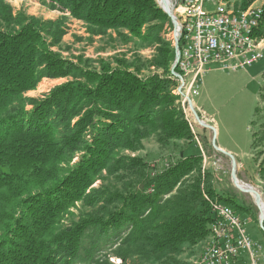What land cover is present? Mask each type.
I'll return each mask as SVG.
<instances>
[{
  "label": "trees",
  "instance_id": "obj_1",
  "mask_svg": "<svg viewBox=\"0 0 264 264\" xmlns=\"http://www.w3.org/2000/svg\"><path fill=\"white\" fill-rule=\"evenodd\" d=\"M54 1L100 31L125 29L142 39L150 35H145L147 26L155 24L152 31L170 23L155 0ZM253 2L247 0L242 10ZM17 21V31L0 29V264L80 263L91 230L107 237L128 227V241L144 242L159 253L201 244L210 235L214 216L199 180L190 198L198 200L200 214L179 206L173 216L160 221L153 217L165 197V204L172 202L183 182L201 172L203 156L181 157L163 172L146 176L144 188L129 194L93 188L112 162L125 172L145 173L148 165L142 158L117 155L136 152L150 134L162 146L196 139L180 96L173 93L178 87L170 71L173 44L160 50L169 65L166 75L143 78L127 67L96 72L53 51L59 41L48 42L34 20ZM256 34L264 37V16ZM68 77L80 80L55 87L43 99L26 97L43 78ZM260 174L264 176V164ZM103 197L118 208H104L103 218L87 214L62 226L78 202L93 206ZM217 198L244 214L232 199Z\"/></svg>",
  "mask_w": 264,
  "mask_h": 264
},
{
  "label": "rangeland",
  "instance_id": "obj_2",
  "mask_svg": "<svg viewBox=\"0 0 264 264\" xmlns=\"http://www.w3.org/2000/svg\"><path fill=\"white\" fill-rule=\"evenodd\" d=\"M155 1L160 7L159 0ZM246 2L247 0L233 1V4L242 9ZM252 5L264 7V0H254L250 6ZM18 17L34 20L48 42L59 41L52 50L84 70L102 72L105 69L127 67L131 71L139 72L143 78L153 74L166 75L169 65L162 59L160 50L166 43H172L175 49V27L171 20L170 23L160 25L161 28L153 27L155 29L152 31L148 30L155 24L147 26L144 32L146 36L150 35L142 39L133 37L125 29L100 31L85 21L74 18L54 0H0L1 30H19ZM263 74L264 60L247 71L226 72L213 67L201 78L199 95L192 101L201 119L219 129L218 146L233 147L243 154L241 158L234 156L238 179L244 185L259 191L264 203V176L260 174L264 164ZM76 80L80 78H43L36 90L28 92L26 97L43 99L55 87ZM186 113L197 136L194 141H172L170 145L162 146L157 135L150 134L136 152L125 150L117 155V158H142L148 165L145 173L125 172L112 162L100 173L93 188L103 192L119 191L129 194L144 188L146 176L163 172L181 157L201 155V172L191 175L183 182L173 193L172 202L165 204V197L159 207V214L153 219L160 221L167 215L173 216L179 206L190 207L200 214L198 200L190 198L199 180L205 191L228 197L245 210L243 215L249 219L248 232L262 246L264 264V231L260 228V211L255 199L234 186L231 177L232 161L228 156L213 149V132L199 126L192 111L186 109ZM201 138L206 144L201 142ZM77 160L75 158L74 162ZM104 199L105 197L93 206L78 202L64 216L62 226H70L87 214L103 218L106 211L112 212L118 208L116 203L107 205ZM130 232L131 229L125 227L120 231H111L107 237H101L97 231H89L84 238L82 262L77 264H190L199 256L204 245L203 242L196 246L185 244L175 253H159L144 242H133V239L128 241Z\"/></svg>",
  "mask_w": 264,
  "mask_h": 264
},
{
  "label": "built area",
  "instance_id": "obj_3",
  "mask_svg": "<svg viewBox=\"0 0 264 264\" xmlns=\"http://www.w3.org/2000/svg\"><path fill=\"white\" fill-rule=\"evenodd\" d=\"M179 23V60L175 78L182 108L199 95L201 78L213 67L247 71L264 60V37L257 36L264 7L237 9L229 0H167ZM182 86V90H180ZM187 107V108H186ZM190 123V121H189ZM203 188V187H202ZM214 221L203 249L190 264H263L262 246L248 232L249 219L203 188Z\"/></svg>",
  "mask_w": 264,
  "mask_h": 264
},
{
  "label": "water",
  "instance_id": "obj_4",
  "mask_svg": "<svg viewBox=\"0 0 264 264\" xmlns=\"http://www.w3.org/2000/svg\"><path fill=\"white\" fill-rule=\"evenodd\" d=\"M163 2V1H162ZM160 7L162 8V10L168 15V17L170 18V20L172 21L174 27H175V37H174V41H175V61H174V64L171 68V74L174 78H180L181 76L179 75V73L176 71L177 69V65H178V60H179V43H180V38H179V31L176 29L178 28V22H177V19L175 17V15L173 14V12L171 11L170 9V6H169V3L167 0H164L163 4L160 3L159 4ZM180 90H182V86L180 88ZM188 105H189V108L191 109V111L193 112L194 114V117L196 119V122L199 124V126L203 127V128H206V129H209L213 132V139H212V147L215 151L219 152V153H222L226 156H228L231 161H232V171H231V177H232V181L233 183L238 187V184H239V179H238V176H237V162H236V159L235 157L221 149L218 144H217V136H218V133H217V129L209 124H207L205 121H203L201 119V117L198 115L197 111L195 110V107H194V104H193V101L191 99L188 100ZM246 188H241V187H238L240 189V191L242 193H245V194H249L251 196H255V204L257 207H260L261 205H263V198H262V195L259 191H257L255 188H253L252 186H248V185H244ZM259 224H260V228L264 231V214L262 212V210L260 211V219H259Z\"/></svg>",
  "mask_w": 264,
  "mask_h": 264
},
{
  "label": "crops",
  "instance_id": "obj_5",
  "mask_svg": "<svg viewBox=\"0 0 264 264\" xmlns=\"http://www.w3.org/2000/svg\"><path fill=\"white\" fill-rule=\"evenodd\" d=\"M235 2V1H234ZM255 6V5H254ZM236 7V6H235ZM217 133H218V139H219V129L217 128ZM220 147L231 153L233 156L237 157V158H241V156H243V154H240L239 151L236 148L230 147L228 148L226 145H220ZM217 197H221L220 194L216 193V199L219 200Z\"/></svg>",
  "mask_w": 264,
  "mask_h": 264
},
{
  "label": "bare ground",
  "instance_id": "obj_6",
  "mask_svg": "<svg viewBox=\"0 0 264 264\" xmlns=\"http://www.w3.org/2000/svg\"><path fill=\"white\" fill-rule=\"evenodd\" d=\"M162 1L164 2V0H159V3H162V4H163V2H162ZM178 25H179V23H178ZM177 30L179 31V29H178V28L176 29V31H177ZM234 186H236V185L234 184ZM236 187H237V186H236ZM238 187H241V188H242V187H243V188H246L242 182H239V184H238ZM238 187H237V188H238ZM238 189H239V188H238ZM239 190H240V189H239ZM253 198H255V196H253ZM258 209H259V211H261V210H262V212H263V214H264V204H263V205H261L260 207H258Z\"/></svg>",
  "mask_w": 264,
  "mask_h": 264
}]
</instances>
